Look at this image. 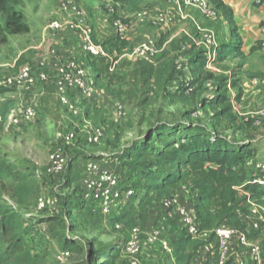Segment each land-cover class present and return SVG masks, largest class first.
<instances>
[{
    "label": "rangeland",
    "instance_id": "rangeland-1",
    "mask_svg": "<svg viewBox=\"0 0 264 264\" xmlns=\"http://www.w3.org/2000/svg\"><path fill=\"white\" fill-rule=\"evenodd\" d=\"M61 1L33 0L26 3L24 12L27 31L10 35L5 43L0 44L1 76L16 71L25 64L33 67L50 49L55 48L57 34H44L43 27L57 19L55 13ZM73 1L80 6L86 17L101 13L111 19L107 14L109 5L113 6L116 18L120 13L127 11H171L174 18L166 35L162 34L161 45L169 39L170 43L166 45L162 57L154 58L147 65H142L141 60L137 59L134 66H130L133 60L127 61L126 65L124 61H120L111 71L92 67L90 83L99 92L97 103L91 107L84 105L81 116L76 119L59 105L52 82L38 84L28 91L0 88V99L3 100L0 105L9 102L15 110L19 104H34L37 110V117L27 125L13 126L6 120L0 121V156L7 158L17 169L35 174V193L27 207L19 210L28 221L27 239L33 254L41 255L46 264H85V261L92 260L94 264H130V257L123 253L122 248L138 222L144 226L153 223L151 215L157 209V198L150 202L144 219H141V212L136 209L139 202H133L134 199L126 206L121 216L118 215L112 220L106 221L97 215L93 216L85 210L79 190L77 173L83 162L89 159L105 164L118 162V155L124 153L140 138L152 123H192L210 127L217 135L234 142L246 143L249 148L243 153L248 164L263 162L264 119L258 126H253V122L257 119V113L264 108V52L250 55L248 50H244L247 56H238L221 65L215 63L211 66L213 70L204 68L203 72L196 75L189 59L202 51V48L195 46L184 32L177 36L175 33L182 28L183 31L189 32L193 39H199V32L189 20L175 21L174 12L178 11L175 9L174 0H142L135 8H125L111 0ZM188 9L201 29L214 33L218 45L225 41L228 26L223 20L213 23L193 8H181L185 11ZM37 15L39 20L35 24L32 17ZM93 27L96 28V25ZM113 34L112 31L110 36L108 34L102 38L94 33V37L97 43L114 54L115 61L118 55L115 47L112 43L103 44L110 40ZM181 46H189L190 49L186 51ZM172 58L177 59L176 63L171 61ZM78 59L84 65L90 66L83 56ZM218 70L223 73L219 74ZM224 77L231 80V86L235 90V98L232 100L227 91H221V94L210 93L212 87H222ZM247 80L259 83L255 89L260 91L256 99L246 96L249 90L245 85ZM175 84H180L179 90L171 89ZM189 89L191 91H188ZM249 93L250 90L248 95ZM248 102L253 104L249 105ZM116 104L125 107L124 120L114 118L112 111ZM195 114L196 117L192 116ZM94 126L102 128L103 135L98 142L88 140L89 130ZM69 133H73L74 138L66 145L64 138ZM59 148L64 151L67 166L61 177L52 178L46 175L45 171L51 156ZM119 171L124 179L128 178V170L125 167L119 166ZM36 175L39 176L36 178ZM52 199H56L54 206L48 204ZM39 200L45 202L43 208H38ZM261 206L264 208V198ZM130 207L136 209L132 215L126 214ZM157 216L166 215L158 212ZM115 224L121 226L120 230L114 228ZM240 224V229L249 232V242L261 243L264 248V238L257 228L256 218L245 217ZM166 225L169 232H178L173 221L168 220ZM59 234H65L80 247L92 248L94 251L108 245L118 246L119 251L114 259L104 256L91 259L88 251H83L82 256L69 254L66 261L60 262ZM140 258V264H176L173 256L157 248H144ZM191 264H195L193 260Z\"/></svg>",
    "mask_w": 264,
    "mask_h": 264
},
{
    "label": "built area",
    "instance_id": "built-area-1",
    "mask_svg": "<svg viewBox=\"0 0 264 264\" xmlns=\"http://www.w3.org/2000/svg\"><path fill=\"white\" fill-rule=\"evenodd\" d=\"M175 9L180 12L182 6L193 8L203 18L210 22L222 20L207 0H174ZM112 5L108 6L107 14L111 16L113 28V43L117 46L126 40L129 27L122 18L114 16ZM57 19L47 23L43 27V33L54 36L62 30L77 35L80 50L89 63L97 69H108L111 71L115 64L124 59L151 61L159 53L158 39H150L131 47L127 52H120L113 55L105 49L102 44L95 41L94 30L85 23V13L73 0H62L56 11ZM149 12L142 10L134 14L135 21L142 23L148 17ZM114 16V17H113ZM172 12H159L152 22L161 30L168 31L172 22ZM199 32V39H193L186 34L197 47L202 48L205 56V69L213 70L217 56V42L211 30L196 27ZM55 47V46H54ZM56 48V47H55ZM50 49L33 67L28 64L20 66L16 71H10L0 75V88L6 90L16 89L28 91L38 84L45 85L53 83L59 105L72 118H79L82 114V107H91L97 103L99 92L91 85V66H86L81 60L74 57H61L57 49ZM13 66L10 67V70ZM256 83V81H254ZM180 84H175L171 89L179 90ZM188 91H191L189 89ZM0 99V104L2 103ZM8 111L6 121L13 126L27 125L37 117V110L34 104L17 105ZM125 107L116 104L113 109L115 119L124 120ZM196 117L195 115H192ZM194 118V117H193ZM264 119V108L257 113V119L253 126H258ZM1 121V118H0ZM89 141L98 142L102 138V128L91 127L89 130ZM226 135V134H225ZM74 138L73 133L65 136V144ZM230 140V139H229ZM66 159L62 148L57 149L50 158L45 174L52 177H61L66 169ZM239 185L234 191L239 196L246 197L247 218L255 217L258 223L261 236L264 238V208L255 205L249 200V195L244 191L245 186H256L264 188V161L246 163L238 170ZM39 175H36V178ZM79 190L85 210L93 216L97 215L106 221L112 220L120 215L125 209L133 190L121 176L119 163L112 162L105 164L98 160L89 159L83 162L80 171L77 173ZM176 194H173V193ZM54 206L56 199L48 201ZM156 210L151 215V225L137 223L131 231L129 240L124 244L123 253L130 257V264H140V257L144 248H157L169 256H173L175 243L180 239L181 234L190 240H197L201 245L194 252L192 260L195 264H264V248L261 243L249 242V232L240 230L227 224H220L210 231L200 229L196 220L193 203L187 193L177 189L155 200ZM45 202L38 201V208H43ZM158 212L163 216H157ZM171 220L178 228V232H169L166 222ZM114 228L120 230L121 226L115 224ZM69 253L60 251L58 260L64 262Z\"/></svg>",
    "mask_w": 264,
    "mask_h": 264
},
{
    "label": "trees",
    "instance_id": "trees-1",
    "mask_svg": "<svg viewBox=\"0 0 264 264\" xmlns=\"http://www.w3.org/2000/svg\"><path fill=\"white\" fill-rule=\"evenodd\" d=\"M30 1L33 0H0V44L5 43L10 35L27 31L24 7ZM111 1L135 8L142 0ZM207 1L229 25L231 34V42L217 46L216 62L222 63L242 56L241 40L232 9L223 0ZM261 3L263 1L257 5ZM260 28L264 30V21L260 23ZM108 43H112L115 51L120 53L128 41L124 40L117 46L110 39L103 44ZM158 43H163V35ZM263 49L264 39L256 41L250 47L249 54ZM205 61L202 51L189 59L196 75L204 71ZM88 65L96 68L91 62ZM11 107L12 103L9 102L0 105L1 121L6 120ZM248 148L246 143L231 141L205 126L192 123H152L140 138L118 155L119 166L128 170V178L124 179L120 171L121 176L133 190L127 205L132 199L133 202L138 200L136 209L141 212V219H144L152 199L168 196L171 191L180 188L192 201L201 230L210 231L223 223L240 229L241 221L247 216L248 206L246 197L239 196L234 187L239 185L237 170L247 163L243 152ZM36 187L34 173L19 170L7 158L0 156V264H46L41 255L33 254L27 239L28 221L19 212L27 207ZM244 191L252 203L257 206L263 204L264 188L245 186ZM130 208L126 214L132 215L136 209ZM58 239L61 251L77 256L88 251L91 259L97 256L114 259L119 251L116 245L102 246L96 251L80 247L65 234H59ZM200 245V241L190 240L181 234L175 243V263L191 264L192 256ZM85 264L94 263L92 260L85 261Z\"/></svg>",
    "mask_w": 264,
    "mask_h": 264
},
{
    "label": "crops",
    "instance_id": "crops-1",
    "mask_svg": "<svg viewBox=\"0 0 264 264\" xmlns=\"http://www.w3.org/2000/svg\"><path fill=\"white\" fill-rule=\"evenodd\" d=\"M260 1H263V3L257 5ZM223 2L229 6L233 11L234 16V22L237 28V33L239 35V38L241 40V52L242 56L245 57L246 52L244 50L250 49V47L259 40L264 39V30L260 28V23L264 21V0H223ZM120 5V4H117ZM122 7L127 8L126 6L120 5ZM188 9L187 11L181 10L180 12H174L176 15V20L182 19V20H189L194 26V28L198 27L201 28L200 25H198V22L196 19H194L190 14ZM137 12H122L118 15V17L122 18L124 23H126L129 27V30L126 34V40L128 41L127 46L125 49L121 50L122 53L127 52L131 47L138 45L140 43H144L149 41L150 39H160L162 34H165V30H161L160 27H157L152 22L153 18L157 16L159 11H154L152 9L149 12L148 17L145 19L144 22L139 23L138 21H135L133 18L134 14ZM26 16V15H25ZM39 20L38 15L32 17V22L37 24V21ZM85 23L91 26L94 30V33H97L100 37L105 38L108 34L110 36V32L113 31L112 28V19L107 18V16L98 13L93 15V17H86L85 14ZM225 25L228 26V32L225 36L224 43L231 42V34L229 33V25L224 22ZM93 25H96V28L93 27ZM110 25V27H109ZM181 32H184V34H188L189 32H185L182 30V28H179V30L175 33V35L181 34ZM187 36V35H186ZM111 38H113V35H111ZM49 42V41H48ZM221 42V43H223ZM170 43L169 41L165 42L163 45H159V53L157 55V59L162 57L164 55V49H166V45ZM54 46L57 48L58 54L63 57H74L79 58L80 56L84 58V55L82 51L80 50V46L78 43L77 35H73L69 32H66V30H62L57 33V40L54 42ZM181 48L188 51L190 47L188 46H181ZM264 52V49L262 50ZM261 52V51H259ZM249 53V52H248ZM169 56V55H168ZM179 60V58H178ZM231 59H228L222 63H219V65L224 64L225 62L229 61ZM125 65L127 64V61H132L129 59H124ZM122 61V62H123ZM171 61L173 63H176L177 59L172 58ZM136 60L134 59L132 63H130V66H134ZM142 65L150 64L151 61L141 60ZM136 67H134L135 69ZM219 74H222L220 70H218ZM225 74V73H224ZM259 83L252 82V80H247L245 85L248 86L250 93L248 95L249 90L246 92L247 97L250 98L253 96V99H256L258 97V93L260 92L256 87H258ZM170 89V88H169ZM221 91H227L229 94V98L232 100L235 98V90L231 86V80L228 79V77L223 78L222 87H212L210 93H216L221 94ZM249 105H252L253 102H248ZM209 129H212L209 127ZM213 130V129H212Z\"/></svg>",
    "mask_w": 264,
    "mask_h": 264
}]
</instances>
